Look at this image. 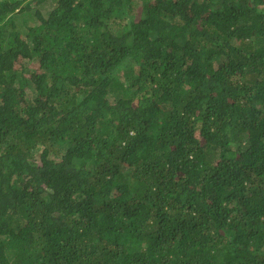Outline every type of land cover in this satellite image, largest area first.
<instances>
[{
  "label": "trees",
  "instance_id": "16d2710c",
  "mask_svg": "<svg viewBox=\"0 0 264 264\" xmlns=\"http://www.w3.org/2000/svg\"><path fill=\"white\" fill-rule=\"evenodd\" d=\"M0 264H264V0H0Z\"/></svg>",
  "mask_w": 264,
  "mask_h": 264
},
{
  "label": "rangeland",
  "instance_id": "374dc122",
  "mask_svg": "<svg viewBox=\"0 0 264 264\" xmlns=\"http://www.w3.org/2000/svg\"><path fill=\"white\" fill-rule=\"evenodd\" d=\"M52 5H53V4H52L51 1H49L48 3H46V7H47V9H49ZM123 75H124V74L122 73V74H121V78H122V79H124V76H123Z\"/></svg>",
  "mask_w": 264,
  "mask_h": 264
}]
</instances>
